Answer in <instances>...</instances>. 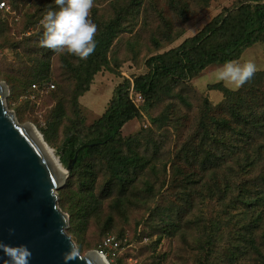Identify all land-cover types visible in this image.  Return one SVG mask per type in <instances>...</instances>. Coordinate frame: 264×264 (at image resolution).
<instances>
[{"label": "rangeland", "instance_id": "rangeland-1", "mask_svg": "<svg viewBox=\"0 0 264 264\" xmlns=\"http://www.w3.org/2000/svg\"><path fill=\"white\" fill-rule=\"evenodd\" d=\"M1 1L8 2L0 6V82L7 87L5 106L18 124L30 123L37 130L59 162L65 131L76 119L71 101L76 79L61 59L63 55L73 59V68L81 73L87 59L41 46L40 20L53 7V0ZM131 1L120 0L129 9L136 5L131 8L136 14L127 16V27L123 22V31L111 41L104 56L108 67L100 68L89 90L78 98L85 126L106 110L123 78L131 80L148 71L147 57L177 47L224 8L243 0H136L134 5ZM95 2V17L103 12L99 23L94 21L98 30L115 0ZM241 56L254 58L260 69L256 73L264 80V42L245 49ZM220 66L208 65L185 82L167 80L151 105L136 103L140 115L122 127L120 149L113 145L106 157L88 158L58 189V207L68 217L66 232L80 254L102 248L109 264H254V244L264 256L262 230L250 240L241 239L248 237L239 227L249 220L239 209L228 208L234 194L224 199L214 195L211 171L200 180L197 162L211 155V145L201 146L199 125L206 122L213 129L211 117L225 96L213 85L233 91L226 82H213ZM262 79L255 87L249 82L242 87L261 90ZM50 83L54 89L46 88ZM186 146L195 150L191 162L182 156ZM115 154L151 162L137 175L127 176L132 180L125 193L112 171ZM170 222L177 223L176 228ZM105 238L118 246L106 245Z\"/></svg>", "mask_w": 264, "mask_h": 264}, {"label": "trees", "instance_id": "trees-1", "mask_svg": "<svg viewBox=\"0 0 264 264\" xmlns=\"http://www.w3.org/2000/svg\"><path fill=\"white\" fill-rule=\"evenodd\" d=\"M53 1V7L49 9L56 8L55 0ZM136 2L132 0L131 4L134 5ZM1 3L4 7L8 2L0 0ZM95 5L96 2L93 0V7ZM135 7L136 5L131 8ZM131 8L120 3V0L112 2L110 16L96 32L95 51L87 58L82 73L73 68L71 64L73 59L69 60L64 55L61 59V63L65 64L76 79V84L71 89L76 119L65 131L60 162L66 167L76 151L78 154L66 178V185L88 158L106 157L113 145H120L118 146L120 149L123 145L122 127L140 115V108L136 103L151 105L164 90L167 80L188 81L206 66L223 64L225 61L239 58L245 49L258 42H264V0H243L224 8L199 32L186 38L177 47L147 57L144 65L148 71L134 76L131 80L123 78L115 87L106 110L95 122L85 126L80 116L78 98L89 90L93 77L100 68L108 67L104 56L113 38L123 31L122 23L124 22L127 27V16L131 13L136 14ZM102 10L105 12L107 9ZM96 13L97 8L94 7L92 17L93 22L97 24L102 19L100 17L103 12L100 11V17H95ZM260 75L261 73H255L248 82L253 83L255 87L262 79ZM34 86L36 89L37 85ZM46 88L54 89L55 86L50 83ZM213 88L223 91L225 96L224 102L215 108V115L211 117L213 129L209 130L206 122H200L199 125L202 131L201 146L211 145V155L197 162L202 171L200 180L206 179L205 173L211 171L214 173L212 183L214 195L218 194L219 199H224L234 194L230 198L235 200L230 202L228 208L230 211L239 209L246 220H249L247 225L239 227L244 233L243 236L248 237L241 239L250 240L251 235L259 230H262L261 238L264 239V87H261V90L242 87L237 91H229L217 83ZM130 89L133 91V97L141 96V101L133 100ZM209 111L211 110L208 109ZM189 151L192 152V156L189 155ZM194 154V147L190 150L189 146H186L182 151L186 162H191ZM128 156L115 154L111 159L113 174L122 182V193L127 190L128 181L132 180L127 178L130 173L137 175L146 165H151L150 160H135ZM121 171L128 174L124 177ZM170 225L176 228L177 223L170 222ZM164 226L166 227L167 223ZM116 238L119 239V236ZM252 248L255 252L254 264H258L259 258V264H264V256L258 246L253 244ZM99 250L103 252L102 248Z\"/></svg>", "mask_w": 264, "mask_h": 264}, {"label": "water", "instance_id": "water-1", "mask_svg": "<svg viewBox=\"0 0 264 264\" xmlns=\"http://www.w3.org/2000/svg\"><path fill=\"white\" fill-rule=\"evenodd\" d=\"M6 93V85L0 82V241L27 245L32 252L30 264H63L62 253L70 244L75 258L69 264H101L90 251L80 254L66 232L68 217L58 207L57 191L78 151L60 173L42 136L39 134L40 142L33 134L34 127L18 124L6 108ZM63 221L66 227L61 234ZM5 260L0 252V264Z\"/></svg>", "mask_w": 264, "mask_h": 264}, {"label": "clouds", "instance_id": "clouds-1", "mask_svg": "<svg viewBox=\"0 0 264 264\" xmlns=\"http://www.w3.org/2000/svg\"><path fill=\"white\" fill-rule=\"evenodd\" d=\"M55 9H49L40 20L41 46L57 53L66 52L86 60L96 48L97 26L90 18L93 0H55ZM258 68L254 58L241 56L225 61L215 72L213 82H226L233 91L239 90L255 75ZM63 220V218H62ZM66 227L59 229L64 234ZM0 252L6 258L4 264H30L32 252L25 244L11 245L0 241ZM72 246L62 253L63 264H69L75 256Z\"/></svg>", "mask_w": 264, "mask_h": 264}, {"label": "bare ground", "instance_id": "bare-ground-1", "mask_svg": "<svg viewBox=\"0 0 264 264\" xmlns=\"http://www.w3.org/2000/svg\"><path fill=\"white\" fill-rule=\"evenodd\" d=\"M33 134H34V135L37 137V139L40 140V142H41V139H40L39 133L37 132V130H36L35 128L33 129ZM46 151H47L49 157L54 161V163H55L56 166L58 167L60 173L63 174V173H64V168L62 167L60 161H59V162L57 161V159L55 158L54 154L52 153V151H51L48 147H46ZM89 253H90V254H91V253H94L95 256L98 258V260H99V262H100L101 264H107V260H106V258H105L102 254H96L95 251H90ZM97 253H98V252H97Z\"/></svg>", "mask_w": 264, "mask_h": 264}, {"label": "built area", "instance_id": "built-area-1", "mask_svg": "<svg viewBox=\"0 0 264 264\" xmlns=\"http://www.w3.org/2000/svg\"><path fill=\"white\" fill-rule=\"evenodd\" d=\"M0 6H3V4L1 3ZM51 87H53V86H51ZM129 92H130V96L133 98V100H134L135 102H139V101H141V96H140V95H135V96L133 97V91H132V89H130ZM106 245H111V246H112V245H115V246H116V243L113 242L111 239H107V240H106ZM99 253L103 255V252H102V251H99Z\"/></svg>", "mask_w": 264, "mask_h": 264}]
</instances>
